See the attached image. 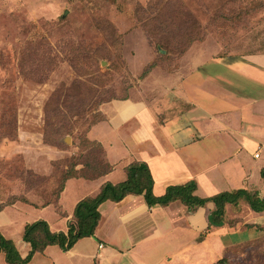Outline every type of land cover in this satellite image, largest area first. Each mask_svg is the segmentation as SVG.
<instances>
[{"label":"rangeland","instance_id":"374dc122","mask_svg":"<svg viewBox=\"0 0 264 264\" xmlns=\"http://www.w3.org/2000/svg\"><path fill=\"white\" fill-rule=\"evenodd\" d=\"M262 50L264 0H0V211L21 202L59 210L68 171L100 174L112 164L108 150L125 158L120 145L138 124L124 117L133 102L165 110L181 94V75ZM144 129L138 139L153 137ZM238 219L253 225L226 233L218 258L189 252L174 263L264 264V214ZM1 222L4 236L20 234Z\"/></svg>","mask_w":264,"mask_h":264},{"label":"crops","instance_id":"0c3cea01","mask_svg":"<svg viewBox=\"0 0 264 264\" xmlns=\"http://www.w3.org/2000/svg\"><path fill=\"white\" fill-rule=\"evenodd\" d=\"M234 59H216L208 67L198 66L181 75V94L176 100L168 98L165 110L161 102L150 107L145 101L133 102L128 108L131 112L127 110L124 117L136 118L138 124L134 135H127L131 140L120 145L128 152L125 158L117 161L108 150L112 171L96 179H68L59 210L49 203L34 207L21 202L5 207L0 221L20 230L18 237H5L13 239L26 256L30 250L22 240L26 224L45 220L51 231L68 232L70 223L75 222L78 202L97 196L107 182L126 180L127 168L135 162L148 164L156 196L163 195L169 185L196 181L195 193L200 197L244 188L264 198V51ZM146 124L151 125L153 137L138 139ZM213 210L214 203H207L190 211L180 200L149 207L143 195L128 194L121 201L107 200L100 205L101 219L94 236L81 239L69 251L50 245L44 254L35 256L49 257L48 264H62L59 257H52L57 253L66 256L70 264H84V260L94 264L98 254L102 255L101 264H177L174 261L188 259L189 252L210 260L221 254L226 233L235 237L247 223L253 225L250 220L240 221L239 216L264 214L252 210L242 199L238 205H226L224 223L217 226L209 225ZM205 230H211L206 238ZM100 243L102 251H98Z\"/></svg>","mask_w":264,"mask_h":264},{"label":"trees","instance_id":"16d2710c","mask_svg":"<svg viewBox=\"0 0 264 264\" xmlns=\"http://www.w3.org/2000/svg\"><path fill=\"white\" fill-rule=\"evenodd\" d=\"M112 170V166L107 163V170L96 176L68 171L63 179L60 192L70 178L96 179ZM261 176L264 179V167ZM153 186L154 178L148 164L145 162L132 163L127 168L126 180L117 184L107 182L102 186L97 196L88 197L78 202L74 212L76 219L74 223H70L68 232H53L47 221L37 220L26 224L22 233V240L30 245L29 253L26 256L21 254L13 239L6 238L1 232L0 253L5 255V260L9 264H28L36 253L44 252L50 245H58L63 251H69L81 239L95 235L101 219L99 207L102 203L107 200L121 201L128 194L143 195L149 207L168 205L172 201L180 200L188 206L190 211H195L207 203H214V210L209 215V225H222L225 219L226 205H238L242 199L249 204L252 210L264 211V198L259 195V192L244 188L221 192L209 197H200L195 193L197 190L196 181H190L183 185H171L161 196L154 194Z\"/></svg>","mask_w":264,"mask_h":264},{"label":"built area","instance_id":"2783aa9c","mask_svg":"<svg viewBox=\"0 0 264 264\" xmlns=\"http://www.w3.org/2000/svg\"><path fill=\"white\" fill-rule=\"evenodd\" d=\"M257 156H258V154H257Z\"/></svg>","mask_w":264,"mask_h":264}]
</instances>
